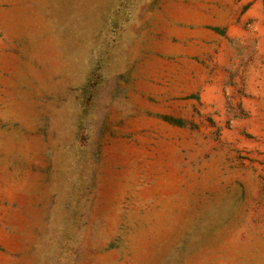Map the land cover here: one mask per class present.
Returning a JSON list of instances; mask_svg holds the SVG:
<instances>
[{
    "label": "rangeland",
    "instance_id": "rangeland-1",
    "mask_svg": "<svg viewBox=\"0 0 264 264\" xmlns=\"http://www.w3.org/2000/svg\"><path fill=\"white\" fill-rule=\"evenodd\" d=\"M0 264H264V0H0Z\"/></svg>",
    "mask_w": 264,
    "mask_h": 264
}]
</instances>
